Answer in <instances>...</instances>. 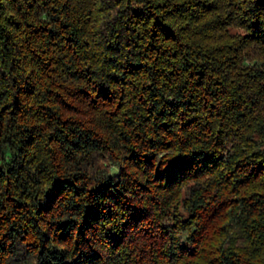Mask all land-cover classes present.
<instances>
[{
  "label": "trees",
  "instance_id": "trees-1",
  "mask_svg": "<svg viewBox=\"0 0 264 264\" xmlns=\"http://www.w3.org/2000/svg\"><path fill=\"white\" fill-rule=\"evenodd\" d=\"M0 264H264V0H0Z\"/></svg>",
  "mask_w": 264,
  "mask_h": 264
},
{
  "label": "rangeland",
  "instance_id": "rangeland-1",
  "mask_svg": "<svg viewBox=\"0 0 264 264\" xmlns=\"http://www.w3.org/2000/svg\"><path fill=\"white\" fill-rule=\"evenodd\" d=\"M117 169H118V167H117L116 165H114V166H113V171H114V170H117Z\"/></svg>",
  "mask_w": 264,
  "mask_h": 264
}]
</instances>
